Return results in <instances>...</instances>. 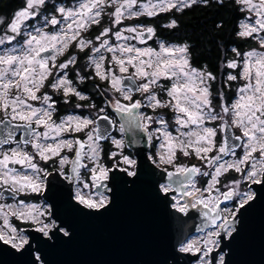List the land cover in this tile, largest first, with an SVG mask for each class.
Segmentation results:
<instances>
[{"label": "snow or ice", "instance_id": "snow-or-ice-1", "mask_svg": "<svg viewBox=\"0 0 264 264\" xmlns=\"http://www.w3.org/2000/svg\"><path fill=\"white\" fill-rule=\"evenodd\" d=\"M223 2L216 0L221 6ZM209 3L210 0H156L155 3L76 0L67 6L49 5L48 0H25L7 23L0 17V25H4V34L0 35V187L10 192L14 201L19 193L40 192L51 173L35 162L37 157L45 164L52 161L54 167L58 162L60 175L78 186L82 182L81 169L84 168L90 172L93 184L107 181L109 173L120 169V165L126 166L120 170L128 177H137V171L132 170L137 161L124 154V140L111 134H123L125 123L129 127L136 125L148 134L149 141H159L158 151L148 156L156 168L163 165L162 171L167 174L169 183H160L159 193L166 197L172 190L171 183L179 184L181 199H188L182 203L173 196L175 202L171 207L184 214L189 209L202 207L206 222L212 226L206 236L182 241L179 252L198 254V264H225L224 257L221 255L217 259L214 253L222 240L235 239L239 235L237 214L245 205L251 206L256 194L237 192L236 188L241 183L237 179L231 181L233 187L225 185L228 191L221 192L217 187L220 178L229 171H235L244 182L264 186V0H233L241 12L249 14L246 17L248 22L240 23L236 35L245 40H256L259 50L254 48L241 53L235 47L231 49L234 57L242 56L243 63L240 65L235 58L227 60L228 69L239 68V71L235 75L230 72L225 83L230 85L239 78L244 84L238 89L236 99L230 102L223 92L213 95L216 75L208 70L207 65L193 66L191 44L161 40L157 50L146 46L147 40L156 36L155 26L140 23L117 27L130 18H153L159 13L183 12L198 4L208 6ZM107 9H111L107 13L109 26L103 27L94 39L85 37L83 33L92 26L101 25ZM42 13L50 15H44L41 20ZM32 20L37 23L30 24ZM178 26V21L173 18L163 28L175 29ZM216 27L222 25L217 24ZM111 36L120 43H110ZM130 41H138L145 46L140 47ZM73 46L78 51L57 63L58 58ZM79 53H84L87 58L85 66L91 71L84 74L76 71L75 80L80 84L88 80L105 82L107 88L104 92L111 95H106L102 106L90 102L91 98L84 94V89L78 90L74 80L69 78L68 71L78 65ZM46 88L52 94L42 91ZM134 93H139L141 99H134ZM61 94L65 104L73 97L85 102L76 107L87 105L96 113L95 117L68 115L57 122L54 119L57 111L54 97ZM214 100L219 103L214 105ZM36 102L39 106H35ZM141 108H150L153 112L171 110L175 117L176 135L169 130L166 119L136 111ZM108 109L122 114L118 128L110 119ZM100 121L107 122L110 127H102ZM153 124L159 127L153 129ZM229 127L239 130L240 134L232 138L240 142L238 146L243 149V155H237L236 146L229 145L226 136L217 141L218 134ZM20 130L24 134L16 139ZM109 140L117 151H111L108 159L116 160L119 156L111 168L102 163L104 149L101 142ZM29 147L32 151L28 150ZM65 152L74 153V157L70 159L69 155L63 154ZM178 153L184 157L195 155L211 170L202 171L195 165L177 163ZM227 155L234 158L225 160ZM69 164L71 168L66 174L64 169ZM9 165H20L21 170ZM169 168L174 171H168ZM177 174L183 179L173 181ZM197 175L209 178L203 188L197 187L194 179ZM84 187L88 184L85 183ZM221 197L224 200L239 197L235 211L225 209L228 214H222L219 210ZM74 199L98 214L101 209L107 211L111 204L107 196L86 197L79 187ZM46 215H52L49 209L40 211L22 200L0 204V217L4 220L0 241L17 250L27 243L17 228L9 223V216L38 225L37 231L47 236V230L55 224L49 225L42 219ZM58 231L71 238L70 230L59 227Z\"/></svg>", "mask_w": 264, "mask_h": 264}, {"label": "water", "instance_id": "water-1", "mask_svg": "<svg viewBox=\"0 0 264 264\" xmlns=\"http://www.w3.org/2000/svg\"><path fill=\"white\" fill-rule=\"evenodd\" d=\"M115 115L120 124L122 114ZM100 124L110 127L105 121ZM23 134V130L17 132L19 136ZM234 135L230 127L222 134L229 145L236 146V151L240 142L232 138ZM123 138L137 161L133 170L138 175L128 177L126 172L114 169L104 181L105 186L103 182L93 184L94 190L110 198L108 210L101 209L98 214L79 205L74 199L75 183L64 179L54 168L40 196L48 204L55 227L47 230V236L37 229L24 228L27 243L20 250L0 241V264H195L198 261V254L180 253L179 247L191 235L212 227L204 218L205 210L198 207L184 214L173 209L172 195H182V189L172 182L173 190L166 197L159 193V184L169 181L162 168H156L148 159V134L136 125L129 127L125 123ZM70 168L71 164L68 173ZM182 179L179 174L173 177V181ZM248 186L256 199L237 214L239 235L222 240L214 253L217 259L222 255L225 264H264V186ZM0 196L12 199L5 188L0 190ZM225 202L222 198L220 211ZM59 227L70 230L71 238L64 237Z\"/></svg>", "mask_w": 264, "mask_h": 264}, {"label": "trees", "instance_id": "trees-1", "mask_svg": "<svg viewBox=\"0 0 264 264\" xmlns=\"http://www.w3.org/2000/svg\"><path fill=\"white\" fill-rule=\"evenodd\" d=\"M25 0H0V17L7 22L15 10L24 5ZM245 12L239 10V6L233 3V0H224L223 5L216 3V0H210L208 6L198 4L183 12H167L159 13L158 17L149 18L140 16L133 21L137 23L151 24L156 27V38L165 42L181 43L187 42L192 45L191 59L195 67L207 65L208 70L216 75L214 85V93L223 92L228 99L232 93V89L226 87L223 75L225 73V63L232 55L231 49L237 48L242 51L246 48L255 46L256 41L251 38L245 40L236 35L240 30V22ZM175 18L178 21V27L175 29H165L163 25ZM221 24L222 27L217 28L216 25ZM0 27V33H1ZM84 53L78 56L79 68L80 60ZM81 66V65H80ZM82 70V69H81ZM86 81L81 84L80 89L89 92L93 90V99L102 100L101 94L94 91L95 85ZM96 80L92 81L95 83ZM233 94V93H232ZM61 111H66V106L61 103ZM125 152L130 154L127 148ZM186 160V159H185ZM191 164L198 161L188 160ZM110 164V163H109ZM237 204L236 200H233Z\"/></svg>", "mask_w": 264, "mask_h": 264}, {"label": "rangeland", "instance_id": "rangeland-1", "mask_svg": "<svg viewBox=\"0 0 264 264\" xmlns=\"http://www.w3.org/2000/svg\"><path fill=\"white\" fill-rule=\"evenodd\" d=\"M75 2H76V0H48L49 5H52V4H57V5H59V4H64V5H67V6H71V5L74 4ZM138 2H139V3H149V2H151V3H155L156 0H138ZM109 11H111V9H107V10L105 11V14L103 15V18H102L101 25H99V26H96V25L92 26L87 32L83 33V35H84L85 37H87V38H93V39H94V37H95L96 35L99 34V32L102 30L103 27H107V26H109V22H110V21H109V16H108V14H107ZM44 15H50V13H42V15H41V17H40L41 20L43 19V16H44ZM248 16H249V14H248L247 12H245L244 17H243V19L241 20V22L244 21L245 23H247L248 21L246 20V17H248ZM10 19H11V18H10ZM10 19H9V20H10ZM134 19H135V18L127 19V20L124 21L123 25H120V26H117V27H123V26H128V25H137V24H140V23H137V22L133 21ZM241 22H240V23H241ZM5 23H7V22H5ZM29 23L34 25V24L37 23V21H36V20H32V21H30ZM0 27H2V28H1V33H0V35H3V34H4V25H0ZM45 30H47V29H45ZM124 34H125V35H128V33H124ZM252 40H253V39H252ZM159 41H161V39H158V38H156V36H155V37H153L151 40H147V45H146V46H150V47L156 48V49L158 50V42H159ZM254 41H256V40H254ZM110 43H120V41H116L115 36H111V37H110ZM130 43H135V44H137V46H140V47H144V46H145V45H140V44L138 43V41H130ZM168 43H171V42H168ZM254 48L257 49V50H259V44H258L257 41H256V44H255L254 47H252V48H246V49H244V50H242V51H240V52H241V53H244V52H247V51H249V50H251V49H254ZM77 51H78V50L75 49L74 46H73V47H70L69 51H68L67 53H65L64 56H61V57L58 58L57 63L62 62L64 59H66V57H67L68 55H70V54H74V53H76ZM79 54H80V53H79ZM106 55H107V56H110V54H108V53H106ZM233 58H235V59L240 63V65H242V63H243V58H242V56H241V57H234V54H232V55H230V57H229L227 60H230V59H233ZM86 60H87V58H86V56L84 55V56L81 58V60H80V65H81V66L79 65V68L76 67V66H75V67H70V69H69V71H68L69 78L74 80V86H77V87H78V90H80V86H81V84L79 83V81H76V80H75L74 73H75L76 71H79V72H81V74H84V73H87V72L91 71V69H90L89 67H86V66H85V65H86ZM226 64H227V61H226V63H225V69H226V70H225V73H224V75H223V78L225 79V81H226V77H227V75H228L230 72H231L232 74L235 75V74H237V72L239 71V68H237V69H228V68L226 67ZM194 67H195V66H194ZM81 69H82V70H81ZM54 75H55V73H54ZM51 79H52V77H49V80H51ZM88 81H90V80H88ZM92 81H94V80H92ZM96 81H99V80H96ZM99 82H100V83H104V84H105L104 87H103V88H102L101 86L97 87V84H96V83H92V85L94 84L95 87H96V88H93L94 91L97 92V93H99V94H101V95L103 94V96H106V95L110 96L111 93H107V94H105V92H104V90L107 88V84H106L105 82H103V81H99ZM243 84H244V81L241 80V79H239V78H238L237 80H235V81H232V82L230 83V85H228V84L226 83V87L228 88V90H231V89H232V93H233V94H232V93L230 94V98H229V99H228V97L225 96L226 100L229 101V102L235 100V99H236L237 91H238V89H239ZM92 85H91V86H92ZM45 90L49 91V93L52 94L50 89H47V88H46V89H42V91H45ZM84 94H85V95H88L87 92H85V91H84ZM213 95L215 96L216 93L213 92ZM54 98L57 100V105H58L59 103H62V104H64V105L66 106V111H61V112H59L58 114H57V111H56V113H55V115H54V119H56L57 122H59V119H60L61 117H66V116H68V115H83V116H89V115H91L92 117H95V115H96V113H95L93 110H91L87 105H85V107H83V108H78V107H76L77 104H84L85 102L79 101V100H78L77 98H75V97H73V98L70 100V102L67 103V104H65V103L63 102L62 94H61V95H56ZM134 98H136V99H141V96H140L139 93H134ZM165 98H166V97H165ZM90 102H95V101H94V100H93V101L90 100ZM95 103H96V102H95ZM102 103H103V101H100L99 104H97V103H96V104L102 106ZM213 103H214V105H216V104L219 103V101H218V100H214ZM57 105H56V106H57ZM35 106H39V103L36 102ZM217 110H219V109L217 108ZM139 112H141V113H146V114L151 115V116H153V117H156V116H161V117H163L164 119H166V120L168 121V124H169V130L172 132L173 135H176V132H175V117H174V114H173V112H172L171 110L167 109V111H166V113H165V111L162 110V109H158L156 112H153V110L150 109V108H141V109H139ZM118 127H119V126H118ZM118 127H117V128H118ZM156 127H159V125H157V124H153V125H152V128H153V129L156 128ZM40 131H43V129H40ZM233 131H234V134H235V135H239V134H240V133H239V130H237V129H233ZM222 134H223V132H220V133L218 134V136H217V141H218V142H219L221 139H223ZM80 135L82 136V134H80ZM112 135H116L117 138H121V139L124 140L123 135L120 134L119 132H117V133H115V134H112ZM65 138H68V137H65ZM153 142H155V151L157 152V151H158V147H159V141H155V140H154ZM101 144H103V143H101ZM106 148H107L108 153H110L111 151H117V150L115 149V147L111 144L110 140H109L108 146H107ZM28 150H29V151H32L30 147H29ZM123 151H124V154H125V155H128V154L125 152V150H123ZM236 153H237V155H243V149H242V148H239L238 150H236ZM63 154H67V155H69L70 159L72 158V157H71L72 153H67V152H65V153H63ZM214 154H215V153H210L209 155H214ZM129 156H130V155H129ZM130 157H131L132 159H134V157H132V156H130ZM178 157H179V159H178L177 163H180V164H184V165H186V166H189V165H192V164L189 163L188 160H193V161H198V163H196V164H199V163H200V166H197V167H198V168H201L202 171L208 169L207 166H206V164H205V162L202 161V160L197 159V158L195 157V155H192V156H189V157H184L182 154H179V153H178ZM233 158H234V157H233L232 155H230V156H229L228 158H226L225 160H232ZM118 159H119V156H117L116 160H118ZM185 159H186V160H185ZM37 160H38L40 163H44L43 161H40L38 157H37L36 161H37ZM116 160H111V161H110V164H109V163H106V162H105L104 164H105L106 166H108L109 168H111V167H112V164H114V163L116 162ZM36 161H35V162H36ZM85 162L87 163V161H85ZM38 165H39L40 167H42V168H45L48 172H50V171L53 170L54 168L59 170V168H58V162H57V166H55V167H54L52 161H49L47 164L44 163V165H42V164H38ZM68 167H69V165H66V166H65V169H64V171H65L66 174H68ZM122 167H126V166H124V165H120V168H122ZM18 170H21V167H20ZM82 170H83V172L81 173V181H82V182L80 183L79 186L76 184V186H75V188H74V195H76L77 188L79 187V189H80V191L82 192V194L85 195L86 197L99 198L101 195H103V196H107V194H105L104 192H102V191H101V192H97L96 190L93 189V183H92L91 178H90V177H91L90 172H89L86 168L81 169V171H82ZM132 170H133V169H132ZM209 170H211V169H209ZM59 172H60V170H59ZM41 175H42V174H41ZM233 179L241 180L240 185L236 188L237 192H239V193H244V192H246V191H251L250 188H249V186H248V184H250V183H248V182H244V181L241 179V175H240L239 173H236L235 171H229V172L226 173L224 176H222V177L220 178V184L217 185V187L220 188V191H221V192H225V191L228 190V188H226L225 185H228L229 187H233V186L231 185V181H232ZM207 181H208V180H207ZM85 183L88 184V187H84V184H85ZM206 183H207V182H206ZM206 183L204 184L205 186H206ZM196 184H197V181H196ZM105 185H106V183H104V181H103L102 186H105ZM198 186H200V183L197 184V187H198ZM0 189H1V187H0ZM42 190H43V188H42ZM42 190H41L40 192H36V193H34V194H38V195L40 196V193L42 192ZM251 192H252V191H251ZM29 193H33V192H30V191H29ZM173 195H174L177 199L181 200L182 203L184 202V200L181 199V195H180V194H173ZM173 195H172V196H173ZM205 195H207V193H205ZM107 197H108V196H107ZM233 200H236V201H237V204H238V202H239V197H233V198H230V199L226 200V202H225L223 208L221 209L222 214H224V215H227V214H228L227 212L224 211L225 209H227L229 212H230V211H235V209H236V207H237V204H234ZM13 203H15V202H13ZM13 203L8 202V201H6V200H4L3 198L0 197V204H13ZM24 203H25L26 205H29V204H30V205H35V206L37 207V209H39L40 211H44L46 208L49 209L48 204H47V203L41 198V196H40L35 202L24 201ZM13 218H15V217L9 216V223H10L13 227H15L14 224H13ZM42 219H44L49 225H52V220H51V218H50L49 216L46 215L45 217H42ZM20 221H22V220H20ZM3 226H4V220H3V217H0V228H3ZM34 227L37 229L38 225L34 224ZM209 229H210V228H209ZM209 229H208V230H209ZM17 230H18V232L20 233V235L23 236L24 239L27 238V236H26L22 231H20L19 229H17ZM208 230H206L204 233H201V234H197V235L193 234V235H191L190 238H188V239H194V238H198V237H204V236H206V233H207ZM188 239H187V240H188ZM220 256H221V255H220ZM195 264H198V261H197Z\"/></svg>", "mask_w": 264, "mask_h": 264}, {"label": "flooded vegetation", "instance_id": "flooded-vegetation-1", "mask_svg": "<svg viewBox=\"0 0 264 264\" xmlns=\"http://www.w3.org/2000/svg\"><path fill=\"white\" fill-rule=\"evenodd\" d=\"M98 86H101L102 88L104 87V83H100L99 81H96L95 82ZM89 84H91L92 85V80H90V82H89ZM94 92H93V90L90 88V91L89 92H87V94H88V96L91 98L90 100H94L97 104H99V102H100V100H95V99H93V96H92V94H93ZM101 97H102V100L101 101H104V99L106 98V96H103V94L102 95H100ZM103 104V103H102ZM56 108H57V114L59 113V112H61V103H59L57 106H56ZM108 111H109V113H110V117L116 122V127H118L119 126V122H118V120H117V117H116V115H115V113L111 110V109H108ZM115 133H117V132H113V134H115ZM20 138V136L19 135H17L16 136V139H19ZM108 143H109V141H106V142H104L103 144H102V146H103V149H104V152H103V159H102V163H110V161L111 160H109L108 159V151H107V146H108ZM128 155H130V156H132L131 155V153L130 154H128ZM74 156V153H72V155H71V157H73ZM133 157V156H132ZM38 164H42V165H44V163H40L38 160L36 161ZM85 162V161H84ZM86 163V162H85ZM9 167H14V168H17V169H19L21 166L20 165H9ZM207 170H209V169H207ZM83 172V170L81 171V173ZM199 177V178H198ZM196 179H198V181H199V183L201 184V185H203V186H199V187H201V188H203L205 185V183L207 182V180L209 179L208 177H204V176H200V175H198L197 176V178ZM76 186V185H75ZM3 187H1V189H2ZM0 189V190H1ZM19 196L16 198V200L14 201L13 199H4V200H6V201H8V202H11V203H13V202H18V201H28V202H35L40 196L38 195V194H34V193H29V192H26V193H19L18 194ZM1 197V196H0ZM223 197H221L220 198V200L222 199ZM13 224H14V226L17 228V229H19L20 231H22L24 228H27V227H29V228H34V229H36L35 227H34V224L32 223V222H24V221H20V220H18V219H16V218H13ZM23 232V231H22Z\"/></svg>", "mask_w": 264, "mask_h": 264}]
</instances>
